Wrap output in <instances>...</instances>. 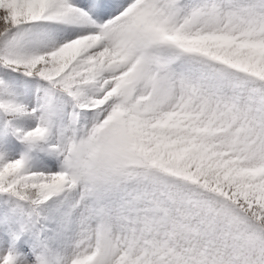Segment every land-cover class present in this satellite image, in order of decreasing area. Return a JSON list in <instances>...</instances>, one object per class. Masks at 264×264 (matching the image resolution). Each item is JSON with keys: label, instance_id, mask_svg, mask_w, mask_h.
<instances>
[{"label": "snow or ice", "instance_id": "1", "mask_svg": "<svg viewBox=\"0 0 264 264\" xmlns=\"http://www.w3.org/2000/svg\"><path fill=\"white\" fill-rule=\"evenodd\" d=\"M0 264H264V0H0Z\"/></svg>", "mask_w": 264, "mask_h": 264}]
</instances>
